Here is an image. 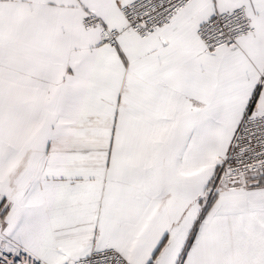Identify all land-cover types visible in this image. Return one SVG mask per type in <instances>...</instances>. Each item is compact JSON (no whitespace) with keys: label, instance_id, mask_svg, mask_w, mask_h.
Masks as SVG:
<instances>
[{"label":"snow or ice","instance_id":"6c2138e0","mask_svg":"<svg viewBox=\"0 0 264 264\" xmlns=\"http://www.w3.org/2000/svg\"><path fill=\"white\" fill-rule=\"evenodd\" d=\"M0 264H264V0H0Z\"/></svg>","mask_w":264,"mask_h":264}]
</instances>
